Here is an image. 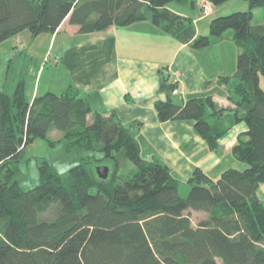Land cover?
<instances>
[{
    "label": "trees",
    "instance_id": "16d2710c",
    "mask_svg": "<svg viewBox=\"0 0 264 264\" xmlns=\"http://www.w3.org/2000/svg\"><path fill=\"white\" fill-rule=\"evenodd\" d=\"M207 1L220 6L228 0ZM188 2L0 0V44L26 31L32 38L54 34L65 20L80 34L149 21L196 49L233 31L237 70L220 81H233L228 97L235 107H222L212 96L181 104L168 94L155 110L161 122H193L211 151L232 127H247L232 148L247 167L229 168L217 180L197 168L184 198L171 166L158 156L145 160L133 125H123L115 112L93 113L72 87L29 98L25 77L34 57L25 45L15 46L0 90V264H264V25L251 24L264 0L212 19L208 35H197L191 20L169 8ZM51 60L61 57L45 56V64ZM162 82V90L176 87L168 78ZM53 132L62 134L67 153H83L80 164L63 177L43 163L39 184L23 190L17 174L25 148ZM123 161L134 166L128 175ZM104 163L113 166L106 180L95 169ZM191 212L207 217L194 224Z\"/></svg>",
    "mask_w": 264,
    "mask_h": 264
},
{
    "label": "crops",
    "instance_id": "0c3cea01",
    "mask_svg": "<svg viewBox=\"0 0 264 264\" xmlns=\"http://www.w3.org/2000/svg\"><path fill=\"white\" fill-rule=\"evenodd\" d=\"M190 1L194 0L184 5L171 3L169 8L182 17L192 18L197 35H201L196 26L207 17L200 12V0H195L194 4ZM222 9L214 6L212 14L220 15ZM22 34L17 38H21ZM46 36H49L55 56L61 57L60 63H52L56 66L53 70L58 71L61 79L56 86L43 90L40 85L37 87L38 79L40 84L49 64H45L48 51L43 56L31 51V55L37 58L34 57L30 69V83H26L29 98L48 92L61 94L69 87L76 89L88 101L93 113L109 115L115 112L123 125H133L142 157L151 160L158 156L167 162L181 184H186L197 168L213 180L229 168H239L241 164L233 156L232 148L239 135L247 129L244 123L232 127L219 140V148L211 151L206 141L195 132L193 122H161L155 110V103L166 100L168 94L181 104L194 96H212L222 107H235L228 97L233 81L229 84L220 81L221 77L232 76L236 72L235 60L213 59L215 55L211 53L225 41L229 42L221 48H227L233 34L226 32L210 47L196 49L190 44L180 43L149 21L80 34L77 26L65 20L54 34ZM30 40L34 42L32 37ZM218 50L227 55V51ZM232 53L237 57L239 50L237 52L233 48ZM164 78L176 84L173 91L161 89ZM183 190L187 187L183 186Z\"/></svg>",
    "mask_w": 264,
    "mask_h": 264
},
{
    "label": "rangeland",
    "instance_id": "374dc122",
    "mask_svg": "<svg viewBox=\"0 0 264 264\" xmlns=\"http://www.w3.org/2000/svg\"><path fill=\"white\" fill-rule=\"evenodd\" d=\"M199 9L203 17L205 18L203 21L199 23L196 27L198 30L201 31V35L204 34H209L210 32V22L212 19L221 17V16H226L230 15L236 12H245L248 10V0H228L227 2L223 3L220 5V8L222 9V12L220 15H213L212 13L214 12V7L212 9V13L209 14H204L202 8H201V0L199 1ZM212 14V15H211ZM211 15L210 17H208ZM186 18V17H185ZM189 21L193 22L192 18L187 17ZM193 24H195L193 22ZM252 25H263L264 24V10L262 8H259L254 12V18L253 21L251 22ZM195 26V25H194ZM161 30V29H160ZM164 32L163 30H161ZM165 33V32H164ZM227 33L233 34V31H227ZM47 34H41L34 39V42L31 43V34L29 31H26L22 34L21 38L13 37L10 38L9 40L3 42L0 44V90H3L5 87V81H6V75L7 71L9 68V63L13 59V56L16 53L15 46L17 50L19 49L20 51L23 50V46L25 45V50L29 53L32 54V52L40 53L42 56L46 53L45 56L49 57V55L54 56L55 52L53 50V46H50L49 43V36H46ZM30 40V41H29ZM229 41H225L226 44ZM32 44V45H30ZM218 45L216 46L217 48L213 49L211 53L215 56H213V59H224L227 58L225 61H230L232 62L235 60V67L237 70V57L235 55L233 56L234 53H232L233 48L237 49L238 52V46L234 40L230 41V43L226 46L227 48H221L223 45ZM50 46V48H49ZM224 50L227 51V55H222L219 50ZM220 55V56H217ZM37 58V56H34ZM236 58V59H235ZM42 59V57H41ZM51 62V63H50ZM48 62L47 66L45 67V70L43 72V76L41 79V82L39 84V79H38V84L37 87L39 86L41 90H43L45 87H51V86H56L57 81L61 79L58 71L53 70L56 66H53L52 63H55L54 60H51ZM232 64L231 66H233ZM30 74L26 75V83H30ZM35 79L33 78L32 81ZM261 89L264 92V78H261ZM231 90H233V87H231ZM83 156V153L79 152H71L67 153L64 147V143L62 141V134L58 132H53L51 133L48 138H41V137H36L26 148L24 151L23 158L21 162L18 164L19 166V172L17 174L18 176V181L20 186L22 187L23 190H29L34 188L39 184V173H40V166L43 163H48L51 165L60 175L63 177H66L70 168L80 164L81 162V157ZM99 166H107L110 169V175L112 173V164L111 163H104ZM97 167V166H96ZM95 167V169H96ZM245 164L239 166V168L242 170L246 168ZM134 170V166L127 162L123 161L121 165V172L122 174L128 175ZM183 186L187 187V190H183ZM190 187L189 185L185 183H180V193L181 196L186 198L189 194ZM260 198L263 199L264 201V186L262 185L260 189ZM190 217L192 218L194 224H197L200 220L204 219L207 217L205 213L202 212H191Z\"/></svg>",
    "mask_w": 264,
    "mask_h": 264
},
{
    "label": "water",
    "instance_id": "95a60500",
    "mask_svg": "<svg viewBox=\"0 0 264 264\" xmlns=\"http://www.w3.org/2000/svg\"><path fill=\"white\" fill-rule=\"evenodd\" d=\"M96 173L100 179L106 180L110 176V169L107 166H97Z\"/></svg>",
    "mask_w": 264,
    "mask_h": 264
},
{
    "label": "built area",
    "instance_id": "2783aa9c",
    "mask_svg": "<svg viewBox=\"0 0 264 264\" xmlns=\"http://www.w3.org/2000/svg\"><path fill=\"white\" fill-rule=\"evenodd\" d=\"M201 8L204 12V14L212 13L213 4L207 0H201ZM57 59V58H56Z\"/></svg>",
    "mask_w": 264,
    "mask_h": 264
}]
</instances>
